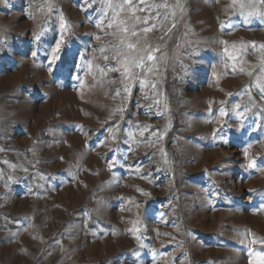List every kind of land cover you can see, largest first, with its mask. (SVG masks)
I'll use <instances>...</instances> for the list:
<instances>
[{"label":"rangeland","instance_id":"rangeland-1","mask_svg":"<svg viewBox=\"0 0 264 264\" xmlns=\"http://www.w3.org/2000/svg\"><path fill=\"white\" fill-rule=\"evenodd\" d=\"M179 2L155 91L117 96L119 74L97 67L99 3L0 0V264H254L264 252L260 50L241 55L264 44V18L231 0Z\"/></svg>","mask_w":264,"mask_h":264},{"label":"snow or ice","instance_id":"snow-or-ice-1","mask_svg":"<svg viewBox=\"0 0 264 264\" xmlns=\"http://www.w3.org/2000/svg\"><path fill=\"white\" fill-rule=\"evenodd\" d=\"M85 2L89 7L94 3L101 5L96 10L98 19L95 22V26L101 29V35L95 36V39L101 40L102 36L108 39L98 48L104 64L97 67L102 75L108 72L119 74L122 87L117 89L116 95L119 96L121 91L130 94L137 84L141 90L150 88L154 92L157 87L155 78L160 75L161 67L167 61V53L163 49L173 29L177 27L178 17L175 9L180 8L181 12L183 11L179 0L172 2L170 0H85ZM230 7L245 19L254 16L264 18V0H231ZM225 26L222 24V30ZM66 30L61 18V36L51 53L53 62L59 59L63 33ZM157 32L160 35H156ZM36 38L39 39V34ZM222 43L227 42L222 41ZM251 47L253 52L247 53V46H243L241 55L255 54L257 48L260 50V55L257 56L258 73L254 80L255 86L264 96V44L253 43ZM224 51L233 61L238 60V57L229 53L227 48ZM88 63L90 65L91 61ZM239 70L244 72L243 67ZM247 74L253 76L251 71ZM220 112L221 115L224 114L223 109ZM249 167H255V163H250ZM254 255L257 258L254 264H264V252H255Z\"/></svg>","mask_w":264,"mask_h":264}]
</instances>
